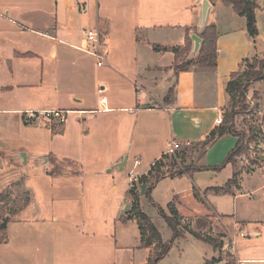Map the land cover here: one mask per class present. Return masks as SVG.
Here are the masks:
<instances>
[{"label":"crops","instance_id":"1","mask_svg":"<svg viewBox=\"0 0 264 264\" xmlns=\"http://www.w3.org/2000/svg\"><path fill=\"white\" fill-rule=\"evenodd\" d=\"M201 2L0 0V115L9 129L22 137L12 150L22 153L36 143L51 145L54 139L71 138L74 150L83 158L73 159L80 165L86 162L87 150L93 151L102 144L107 155L106 170L122 164L126 158L122 168H128V174L139 178L166 154L171 141L184 144L206 137L215 128L218 113L226 104L225 86L230 75L252 55L251 51L264 52V0H256L255 39L248 37L245 19L237 16L230 4L209 2L206 26H214L218 33L216 68L212 71L194 68L176 74L174 54L155 52L153 46L166 49L183 46L187 30L189 36L197 33ZM92 29H97L103 38L106 56L102 66L77 49L83 46V31ZM259 39L263 44L258 43ZM171 89L173 93L168 98ZM49 111L64 112V121L53 119L47 124L25 120L26 112ZM236 142L229 135L220 139L199 159V165L211 166L209 158L222 157ZM51 153L44 157L51 163V171L56 169L57 173L49 174L51 171L45 169L46 177L60 181H72L79 176L83 179L78 166L74 171L58 169L63 159L56 153L51 157ZM3 154L16 159L15 151ZM38 155L34 158H39ZM15 161L12 163L17 164ZM100 173L97 172L101 176ZM196 174L199 172L165 178L158 184L167 179L190 180L194 195L210 206L209 216L195 217V222L206 219L214 230L223 231L222 253H229L233 264H264V171L242 172L238 188L226 193L213 189L224 187L232 176L224 184L200 188L192 179ZM246 178H254L257 185L247 188ZM23 189L31 195V189ZM84 193L82 186L76 195ZM171 197L168 196L166 204L174 201H170ZM142 198L140 195L139 202ZM225 199L231 206L228 211H221L217 202L224 206ZM175 207L182 223L187 221L194 228L180 208ZM21 213L13 217L19 218L20 233L14 247L10 237L0 245V264H146L153 252V248L140 249L135 220L122 223L120 216H116L102 222L98 231L91 220L84 223L79 218L38 219L40 225L29 238V224L21 219ZM129 225L133 229L131 238L126 235ZM217 257L218 253L211 259ZM222 263L223 258L219 264Z\"/></svg>","mask_w":264,"mask_h":264},{"label":"rangeland","instance_id":"2","mask_svg":"<svg viewBox=\"0 0 264 264\" xmlns=\"http://www.w3.org/2000/svg\"><path fill=\"white\" fill-rule=\"evenodd\" d=\"M222 23L225 24L226 22L222 21ZM258 43L263 44L260 39ZM261 48H263V46ZM262 51L263 50H259V52ZM251 54L252 55L240 65L235 76V78L239 77L243 81V95L240 99V103L235 109V111L239 113L235 116L233 124L236 133L243 142L241 145L242 152L234 159V171L243 173L257 170L264 171V52L261 54H254V52L251 51ZM187 59L190 60L192 58H190V55H187L186 60ZM262 77L263 79H260ZM224 105L225 106L221 109L222 114H225L229 106V96L226 97V104ZM2 117L3 116L0 115V151H2V154H0V201L3 202L0 203V208L3 206L7 211L17 212V210L22 208L25 202L28 201V205L21 211L22 213L20 216L21 219L29 224L27 229L28 234L30 233L29 238H31L36 228L40 225V223L36 222L38 219L52 221L57 218L59 221H74L79 218L82 219L84 223H86L87 220H91L94 221V227L99 231L102 222H109L116 216H120V219L130 210L131 202L125 197V192L131 185L128 176V168L123 169L113 165L109 166L106 170L104 168V159L107 158V155L102 151L104 148L102 144H98L99 148H95L93 151L87 150L86 162H82L83 164L80 165H76L78 161H75H82L81 159L83 158L74 150V140L71 138L69 141H58L54 139L55 142L53 141L51 145L44 142L36 143L35 146L27 145L28 150L22 152L26 154L25 165L14 158L17 164H13L12 161L14 160L12 157L6 158L3 151L7 153L15 151L17 156L20 151L15 148L14 150L12 149L18 144L16 140H22V137L14 133V129H9V126L4 123L5 119H2ZM37 145H43V148H39ZM232 148L233 144L231 147L229 146L226 154L222 157L215 156L212 159L209 158V165L211 166L207 167H218L222 165ZM98 151L100 152L98 153ZM45 152L51 153V157H54V153H56L60 156V159H63L60 164L61 168L60 165L58 166L60 170L65 172L68 170L74 171L77 170L76 167L78 166V172H81L80 175L82 174L83 179L79 176L72 181L65 179L60 181L46 177L45 169L50 172L52 167L50 162L47 163L45 161L46 157L44 156H46L47 153L41 154ZM36 155H38L39 158L35 159ZM68 158L72 160L70 161ZM181 158H177L176 163L178 167H169L171 165L169 157L168 159H164L163 163H165L169 169H163L162 172H166L167 170L174 172L178 169H182ZM199 159L200 150L192 156L188 155L186 165L191 164V167L200 168ZM101 164L102 167L100 166ZM99 171L102 172L100 173L102 174L101 176L97 174ZM232 171V166L227 165L219 172L211 170L199 172V174L194 175L192 179L195 186L200 188L204 185H221L226 182L227 177L232 176ZM51 173H57V170L52 169ZM187 180L188 179L170 181L167 179L160 182L155 190L153 189L154 193L152 190L150 194L151 200L141 195L143 198L139 203L142 212L151 219V222L161 234L163 242H169L172 238V232L159 217L151 202H156L155 205L165 210L167 206L166 201L168 196L171 195L173 198L171 197L170 201L173 199L174 201L171 202L180 208L182 216L194 224V228H192L189 222L184 221L182 223L181 221L183 226L188 227L206 239L218 241L220 238L225 237L223 231L219 229L214 230V226L212 223L209 224L208 220L198 219L195 222V217L209 216L210 206L194 195L196 191L190 188L191 181ZM8 184H11L10 187L7 186ZM255 184L257 185V181L255 182L254 178H246L245 185L247 188ZM4 186L7 187L3 188ZM82 186L85 189V193L77 196L76 193ZM112 186H115L116 189H113ZM23 187L31 189L30 196L24 191ZM189 188L190 190H188ZM222 201L225 203L224 206H222L223 204L221 202H217L218 206H216L221 211H228L231 206L230 201L226 199ZM12 219L13 218H11V220ZM18 220L19 218L15 217L12 221L13 223L7 225L9 231L7 237L11 239V247H14L13 242L20 234L18 230ZM126 228L128 231L126 235L131 238L133 229L130 225ZM186 234H184L183 238L172 244L168 254L157 264H205L206 261H210L211 257H214L218 253V251L213 249L210 243L198 240L188 233ZM227 247L228 243L225 242V248ZM222 254V264L233 262L232 258L227 257L229 253L223 251ZM217 258H219V253Z\"/></svg>","mask_w":264,"mask_h":264},{"label":"trees","instance_id":"3","mask_svg":"<svg viewBox=\"0 0 264 264\" xmlns=\"http://www.w3.org/2000/svg\"><path fill=\"white\" fill-rule=\"evenodd\" d=\"M220 1L228 3L232 6L233 12L245 19V28L247 35L250 39H255L258 36V30L256 27V16L255 11L258 8L256 0H209L211 4ZM201 38V46L198 54L190 59L186 60V56L190 54L192 49V40L190 39L189 32L187 30L185 43L181 47L166 49L160 48L158 46H153V50L155 52L161 51H170L174 54V66L173 70L177 74L179 72L190 71L194 68H203L207 70H214L216 68L217 58H218V50H217V38L218 33L214 26L207 25L203 28L201 33L199 34ZM245 61V60H244ZM243 61V62H244ZM242 62V63H243ZM241 65V64H240ZM236 73H232L230 75V79L225 86V93L229 96V106L225 114H222L223 121L219 126H215L209 134L204 137L202 140L198 142H191L183 144L181 150L175 153V157H169L164 154L160 157L159 160L155 161L153 165L150 167L149 171L146 175L140 176L137 178L136 182L129 188L125 197L131 202V208L129 211L125 213L123 217L120 218L122 223H125L130 220H135L138 226L139 235H140V249H149L153 248V253L148 258L146 264H157L162 258H164L172 244L183 238L184 234L188 233L192 235L194 238L198 240H202L204 242L210 243L213 246L215 251H218L219 258H213L210 261H206L205 264H219L222 261V248L223 243L221 238L216 241L212 239H206L192 231L186 226H183L181 221V217L178 214V211L173 202L167 204L166 209L163 210L160 206L155 205L153 202V206L155 207L157 214L159 217L165 222L167 227L172 232V238L169 242H163L161 234L151 222V219L148 218L141 210L139 203V196L141 192V187L144 186V196H146L149 200L150 194L152 190L156 187L158 182L165 178H178L183 175L193 174L196 172L203 171H214L219 172L224 169L227 165H231L234 168V159L242 152V140L239 138V135L236 133L234 128V118L237 115V111H235L236 107L240 103V99L242 98V79L235 78ZM260 79H263L260 78ZM173 93V89L169 91L168 98ZM167 97L165 100H167ZM232 136L237 139L235 147L232 151L227 155L225 161L222 165L218 167H206L201 166L200 168H194L190 165H186V159L189 156L194 155L198 150H200V159L204 157L206 151L217 141L224 138L225 136ZM170 159L171 165L169 167H178L177 158H181L182 169H178L177 171L170 172H162L163 169H169L165 163H163L164 159ZM242 172H235L232 175V178L225 184L222 188L213 189L214 192H229L231 188H238V179ZM52 174V173H49ZM197 196V194H195ZM3 201H0L2 203ZM28 205V201L25 202L24 206L17 210V212L7 211L1 206L0 208V245L5 244L8 240L7 237V225L10 223L11 218H13L17 213L22 211ZM231 258V256H227ZM224 264H233V262H226Z\"/></svg>","mask_w":264,"mask_h":264},{"label":"built area","instance_id":"4","mask_svg":"<svg viewBox=\"0 0 264 264\" xmlns=\"http://www.w3.org/2000/svg\"><path fill=\"white\" fill-rule=\"evenodd\" d=\"M82 38H83L82 40L83 46L77 49L96 59L97 66H102L106 53L102 49L103 38L101 33L97 29L84 30ZM101 102L104 103L105 99H102ZM63 113L64 112L62 111H49V112H37V113L26 112L24 115H25V120L27 122L33 120H38V121L40 120L42 122L49 124L53 119H57L60 122H63L64 121ZM222 121H223L222 113L219 112L217 119L215 121V125L216 126L221 125ZM184 144L187 145L188 143H184ZM182 146L183 144L180 142L171 141L168 146L166 155H168L169 157H175V153L179 152ZM134 165L137 166L138 161H135ZM129 178L131 184H133L137 180V177L133 173L129 174Z\"/></svg>","mask_w":264,"mask_h":264},{"label":"water","instance_id":"5","mask_svg":"<svg viewBox=\"0 0 264 264\" xmlns=\"http://www.w3.org/2000/svg\"><path fill=\"white\" fill-rule=\"evenodd\" d=\"M209 7H210V4H209V2L207 0H203V2H201V8H202L201 9V20H200V24L198 26V30H197L196 34L190 35V39L192 40V49H191V52L189 54L190 58H194L199 52V49H200V46H201V42H202L201 38L199 37V34L203 30V28L206 26L207 13H208ZM16 159H18L23 165H25V163H26V154L19 153L16 156ZM125 162H126V158L124 159V162L122 164L118 165V167L119 168L124 167ZM144 190H145V187L142 186L140 195H144Z\"/></svg>","mask_w":264,"mask_h":264}]
</instances>
